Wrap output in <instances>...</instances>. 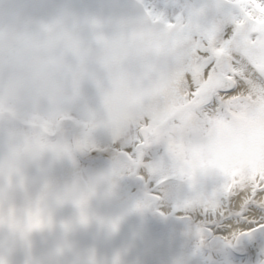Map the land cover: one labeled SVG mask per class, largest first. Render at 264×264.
<instances>
[{"label":"clouds","instance_id":"1","mask_svg":"<svg viewBox=\"0 0 264 264\" xmlns=\"http://www.w3.org/2000/svg\"><path fill=\"white\" fill-rule=\"evenodd\" d=\"M172 4L174 28L143 0H0V264H264L256 236L185 211L208 175L172 150L188 130L145 132L193 50L224 43Z\"/></svg>","mask_w":264,"mask_h":264},{"label":"rangeland","instance_id":"2","mask_svg":"<svg viewBox=\"0 0 264 264\" xmlns=\"http://www.w3.org/2000/svg\"><path fill=\"white\" fill-rule=\"evenodd\" d=\"M148 5V14L152 16L151 5L154 0H143ZM174 3L175 0H170ZM250 0H187L189 5L186 18L183 19L180 28L188 31H204L206 38L211 42L223 34L224 29L235 24L237 26L238 40L234 39L237 46L245 53L256 58L260 71L264 74V36L257 40L249 39L244 31V17L255 19L256 31L264 33V7L258 0H251L256 4V10L261 13V17L255 18L245 7ZM211 3L214 8L209 18L206 5ZM162 15L154 16L159 22ZM217 20L220 23H217ZM169 28L176 27V19L165 22ZM242 42L243 44H240ZM224 46V47H223ZM211 47L209 52L216 57L227 55V47ZM198 50H193L197 55ZM192 74H201V69L196 63L189 65ZM184 72L180 74L182 78ZM215 86L212 79L203 89L200 95ZM244 99H236L228 109L227 116H220L210 120L208 124L197 122L193 106L188 104V99L176 94L175 89L167 86L163 91L167 93L169 99L165 107L158 112L154 119L158 122L145 132L153 137L163 134L165 129L184 131L188 130L189 138L187 141L177 142L172 145V150L180 156L187 165L196 166L207 170L218 168L222 171H232L235 173L238 166L248 165L251 167H264V95L263 90L258 85L250 87ZM197 103V101H196ZM176 118L178 124L174 127L169 126L168 119ZM150 146V145H149ZM101 158V157H100ZM99 161H92L91 163ZM257 239V238H256ZM256 240L252 242L253 252H255Z\"/></svg>","mask_w":264,"mask_h":264},{"label":"snow or ice","instance_id":"3","mask_svg":"<svg viewBox=\"0 0 264 264\" xmlns=\"http://www.w3.org/2000/svg\"><path fill=\"white\" fill-rule=\"evenodd\" d=\"M264 7V0H258ZM148 5L144 4L143 7ZM153 13L163 10L164 17L159 21H168L166 15L169 8L174 7L170 0H156L152 5ZM253 17H261L256 10V4L250 2L245 6ZM244 31L251 40H257L264 33L256 31L255 19L244 17ZM223 41H232L235 37L234 26L226 27L222 34ZM196 63L200 69L199 77L187 72L190 64ZM184 75L180 78L179 95L191 94L186 99L197 101L193 106L197 122L208 124L210 120L227 116L228 109L235 102L234 98L244 99V94L250 91L252 76L264 82V74L256 72L235 44H229L227 55L216 57L208 51L201 50L199 55L191 53L190 59L184 64ZM251 74V75H250ZM206 78H211L215 86L197 96V91L203 86ZM131 151V149H128ZM206 198L199 206L186 208L189 216L205 233L215 236H228L237 233L241 241L250 236H256V243L264 242V167L238 166L235 173L222 171L218 168L207 169ZM254 246H248V253Z\"/></svg>","mask_w":264,"mask_h":264},{"label":"bare ground","instance_id":"4","mask_svg":"<svg viewBox=\"0 0 264 264\" xmlns=\"http://www.w3.org/2000/svg\"><path fill=\"white\" fill-rule=\"evenodd\" d=\"M251 75V74H250ZM207 79V78H206ZM209 79V78H208ZM253 85H258V86H260L261 88H262V90H263V95H264V83L263 82H261L260 80H258L254 75L252 76V84L250 85V87L251 86H253ZM204 88V85L197 91V92H200L202 89ZM247 93V92H246ZM245 93V94H246ZM245 94H244V96H245ZM236 98H238V97H236ZM236 98H234V100L236 99ZM178 123V122H177ZM147 127V126H146ZM98 153H94L93 154V157L94 156H96Z\"/></svg>","mask_w":264,"mask_h":264}]
</instances>
